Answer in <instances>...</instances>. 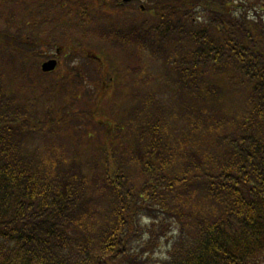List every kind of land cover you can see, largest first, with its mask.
<instances>
[{
    "label": "trees",
    "instance_id": "trees-1",
    "mask_svg": "<svg viewBox=\"0 0 264 264\" xmlns=\"http://www.w3.org/2000/svg\"><path fill=\"white\" fill-rule=\"evenodd\" d=\"M263 7L264 0H149L138 25L100 31L120 56L129 36L138 45L145 38L176 86L175 108L148 89L137 99L141 109L131 107L144 110L139 139L126 147L135 170L111 140L89 141L82 158V140L66 139L63 129L44 154L23 142L42 119L29 98L22 44L41 38L25 36L18 17L16 28L0 27V264H264ZM235 87L246 92L236 120L219 107V95ZM90 115L97 121L105 113ZM114 128L125 132L118 122L104 135ZM194 189L213 214L189 203ZM101 207L106 221L97 228ZM143 214L150 223L141 232ZM173 229L162 255L141 248L151 238L158 246Z\"/></svg>",
    "mask_w": 264,
    "mask_h": 264
},
{
    "label": "rangeland",
    "instance_id": "rangeland-1",
    "mask_svg": "<svg viewBox=\"0 0 264 264\" xmlns=\"http://www.w3.org/2000/svg\"><path fill=\"white\" fill-rule=\"evenodd\" d=\"M148 1L145 0L144 4L146 5ZM127 6L129 5L117 6L115 0H0L2 12L0 27L10 25L11 28H16L13 18L18 17L20 23L23 20L21 25L25 30V36L29 32L36 33L41 38L36 40V43L23 41L26 46L22 44V48L29 55V74L33 79L28 80L29 98L31 96L32 106L35 107L38 118L42 119L40 122L35 119L31 123L34 127L29 134L30 137H26L23 142L29 143L35 149L38 148L37 155L44 154L46 151L43 145L50 143L55 134L63 129L61 132L66 139L82 140L83 148L80 150L84 151L77 153L80 156L78 158H82V153H91L89 151L91 146L89 148L83 146L90 144L89 141L111 140V146L119 144L123 147L122 160L128 161L135 170L137 160L127 154L129 149L126 147L127 143L132 142V137L139 139L140 135L134 129L138 117L144 110L132 113L131 107L133 106L135 110L141 109L137 106V99L142 101V94L148 89L155 92L162 103L175 108L176 86L170 73L161 66L162 57H155L151 49L145 46V38L140 39L138 45L136 37L129 36L127 50H130L120 56L104 41L108 33L100 34V31H107L111 26H120L122 29L130 25V22L142 21V15L139 19L127 14ZM255 7L261 11L257 5ZM262 11L264 12V7ZM2 37L11 39L7 35ZM15 45L17 43L12 41L10 48ZM56 51H59L57 66L51 71L41 72V62ZM130 53L133 57L128 60L126 56ZM137 53L139 56H134ZM94 56L100 57L101 61ZM37 76L41 80L39 86L36 83L31 84ZM16 82L17 80L13 79V84ZM219 96L222 97L223 104H219L222 112L227 111L230 115H235V120L239 119L245 107V90L239 87L229 88L227 93ZM98 108L105 115H101V119L96 121L90 118V110ZM45 112H49L55 118L46 120ZM52 120H56V125L52 131L45 134L47 128L44 126ZM118 122H122L126 133L120 135L119 130L114 128L111 137L105 136L104 133L109 126L113 127V123ZM36 126H41V129H37ZM192 194L193 196L189 195L188 199L190 204L206 215L214 213L215 207L208 204L202 189H194ZM100 202L104 203L102 198L98 204ZM103 214L104 209L102 214L97 216L95 227L99 228L105 223L106 214ZM149 223L147 216L143 214L139 227L141 232ZM160 229L161 226L157 224L151 234ZM163 229L169 228L165 225ZM173 232L174 229L162 236L158 246L156 240L151 238L141 248L146 252L153 249L154 255L160 256L167 249V235Z\"/></svg>",
    "mask_w": 264,
    "mask_h": 264
},
{
    "label": "flooded vegetation",
    "instance_id": "flooded-vegetation-1",
    "mask_svg": "<svg viewBox=\"0 0 264 264\" xmlns=\"http://www.w3.org/2000/svg\"><path fill=\"white\" fill-rule=\"evenodd\" d=\"M118 4L119 5H129L127 6V10H129L132 14H138L139 12H143L144 9H145V0H117ZM131 6V7H130ZM130 13V14H131ZM59 54V51H56L53 55H50L48 56L46 59H49V58H55V60L57 61L58 63V58H57V55ZM94 58H100V57H97V56H94Z\"/></svg>",
    "mask_w": 264,
    "mask_h": 264
},
{
    "label": "water",
    "instance_id": "water-1",
    "mask_svg": "<svg viewBox=\"0 0 264 264\" xmlns=\"http://www.w3.org/2000/svg\"><path fill=\"white\" fill-rule=\"evenodd\" d=\"M54 65H55V60L49 59V60L44 61L41 64V68H42V70L46 71V70L52 69L54 67Z\"/></svg>",
    "mask_w": 264,
    "mask_h": 264
}]
</instances>
